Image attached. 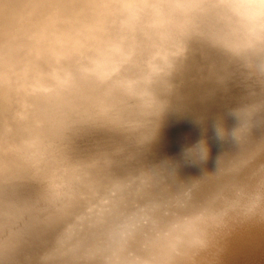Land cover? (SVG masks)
<instances>
[{"label":"clouds","instance_id":"obj_1","mask_svg":"<svg viewBox=\"0 0 264 264\" xmlns=\"http://www.w3.org/2000/svg\"><path fill=\"white\" fill-rule=\"evenodd\" d=\"M233 83L213 171L149 159ZM0 264H264V0H0Z\"/></svg>","mask_w":264,"mask_h":264},{"label":"bare ground","instance_id":"obj_2","mask_svg":"<svg viewBox=\"0 0 264 264\" xmlns=\"http://www.w3.org/2000/svg\"><path fill=\"white\" fill-rule=\"evenodd\" d=\"M242 88L236 84H230L226 93H218L205 107L208 119L205 124L200 125L195 122L196 117L192 112L171 111L167 113L161 121L155 141L150 146L149 159L159 160L172 158L181 160V153L185 147L191 146L200 139L206 140L209 146V159L202 166H182L180 176L182 178L195 177L201 174V170L213 171L216 156L229 145H221L216 141L212 130L213 116L223 111L227 106H232L242 94ZM235 123L234 119L228 117L225 121L226 127H231ZM107 139L102 134H94L81 141L82 148H90L94 144L103 142ZM249 258L254 256V252L249 249Z\"/></svg>","mask_w":264,"mask_h":264}]
</instances>
